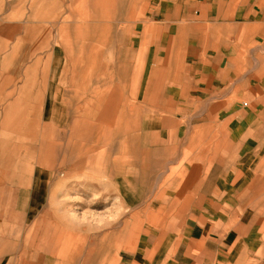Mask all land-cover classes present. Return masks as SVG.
Returning <instances> with one entry per match:
<instances>
[{
  "label": "crops",
  "instance_id": "obj_1",
  "mask_svg": "<svg viewBox=\"0 0 264 264\" xmlns=\"http://www.w3.org/2000/svg\"><path fill=\"white\" fill-rule=\"evenodd\" d=\"M204 3L139 36L59 26L34 123L0 121L25 138L0 158V264H264V23ZM45 133L46 155L19 162ZM74 192L117 209L106 227L71 216Z\"/></svg>",
  "mask_w": 264,
  "mask_h": 264
},
{
  "label": "rangeland",
  "instance_id": "obj_2",
  "mask_svg": "<svg viewBox=\"0 0 264 264\" xmlns=\"http://www.w3.org/2000/svg\"><path fill=\"white\" fill-rule=\"evenodd\" d=\"M216 0H0V121H4L5 111L16 114L23 113L26 124H32V113L39 109V103L48 89V79L54 70V38L59 35L58 28L61 24L71 27L73 40H78L82 35H89L92 24H136L137 36L143 31L147 22L160 21L171 12L176 17V9L202 8L213 6ZM222 1V0H221ZM232 7L247 9L248 22L258 20L264 23V0H231ZM161 8V12H158ZM185 18H187L185 16ZM195 18V15L189 19ZM157 19V20H156ZM63 25V26H64ZM73 28L72 26H75ZM62 27L60 28V30ZM54 37V38H53ZM139 38H137V45ZM60 51V52H59ZM62 50H57V58L62 56ZM58 60L55 61V63ZM142 70V58L138 55L136 60L137 82ZM138 87V85H137ZM34 100V101H33ZM137 100H140L137 97ZM19 104L18 108H14ZM12 107V108H11ZM35 110V111H34ZM34 111V112H33ZM32 112V113H30ZM18 117V115H16ZM20 117V115H19ZM24 117L22 122L25 121ZM29 126H23L26 129ZM22 129V130H23ZM46 131V130H45ZM23 134V132H20ZM27 133L23 134L26 135ZM12 134L7 128H1L0 123V158H5L8 151H18V141L25 139ZM36 140V139H35ZM32 141L28 144L31 157L19 162H30L31 166L37 157L46 155L48 135L45 133L42 143ZM26 146V147H27ZM60 146V145H59ZM73 161H76L79 146L73 140ZM38 150L41 152L40 154ZM45 153H43V152ZM63 151V150H62ZM61 151V152H62ZM25 152V151H24ZM78 160V159H77ZM46 162V160H45ZM93 198L86 197L79 192H74L69 201L72 203L66 210L71 211L74 219L87 217L88 221L95 222V216L103 217L104 227L106 221L112 219L117 209L99 208ZM121 232H135L134 226L125 223L127 209L119 203ZM63 211V209H61ZM69 211V213H70ZM93 217V218H92ZM139 225H136V228ZM142 226V225H141ZM138 230V229H137Z\"/></svg>",
  "mask_w": 264,
  "mask_h": 264
}]
</instances>
